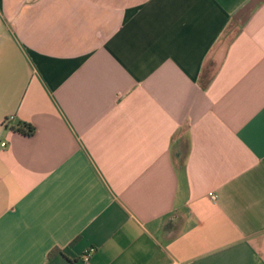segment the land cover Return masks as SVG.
<instances>
[{
	"label": "crops",
	"instance_id": "0c3cea01",
	"mask_svg": "<svg viewBox=\"0 0 264 264\" xmlns=\"http://www.w3.org/2000/svg\"><path fill=\"white\" fill-rule=\"evenodd\" d=\"M0 140V264H264V0H0Z\"/></svg>",
	"mask_w": 264,
	"mask_h": 264
},
{
	"label": "trees",
	"instance_id": "16d2710c",
	"mask_svg": "<svg viewBox=\"0 0 264 264\" xmlns=\"http://www.w3.org/2000/svg\"><path fill=\"white\" fill-rule=\"evenodd\" d=\"M213 76H204L203 79V85L204 87L208 85L209 81L212 79ZM10 129L22 134V135H31L34 132V127L27 123V122H23V123H18L15 125H11ZM58 252V248H54L51 251H49L48 253V258L52 257L53 255H55Z\"/></svg>",
	"mask_w": 264,
	"mask_h": 264
},
{
	"label": "built area",
	"instance_id": "2783aa9c",
	"mask_svg": "<svg viewBox=\"0 0 264 264\" xmlns=\"http://www.w3.org/2000/svg\"><path fill=\"white\" fill-rule=\"evenodd\" d=\"M12 120H13V116H12V115H11V116H8L7 118L4 119V124H8V123L11 122ZM6 145H7L6 141H4V140H0V150H1L2 148H5ZM211 198L214 199L215 196H211Z\"/></svg>",
	"mask_w": 264,
	"mask_h": 264
}]
</instances>
